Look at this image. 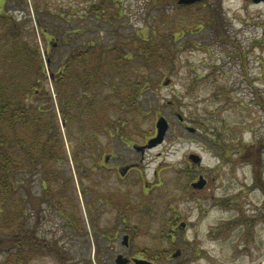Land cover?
Returning a JSON list of instances; mask_svg holds the SVG:
<instances>
[{
	"label": "rangeland",
	"instance_id": "374dc122",
	"mask_svg": "<svg viewBox=\"0 0 264 264\" xmlns=\"http://www.w3.org/2000/svg\"><path fill=\"white\" fill-rule=\"evenodd\" d=\"M3 4V11L26 20L31 40L35 31L44 60L53 44L42 35V26L48 20L56 33L58 15H65L67 24L86 15L92 27L86 39L75 42L79 46L90 37L128 41L139 33L149 35L153 27L164 34L174 22L186 31L175 43V66L152 73L158 83L142 100V116L130 115L131 141L101 136L109 148L105 156L112 157L108 164L103 156L100 171L77 174L71 143L65 140L69 167L56 182L60 188L68 182L65 198L71 196L69 211L80 227L44 203L40 220L32 211L29 221L30 226L38 221L41 238L57 242L68 264H115L118 254L154 264H264V0H203L193 9L180 8L177 0H0V11ZM95 4L102 5L106 18L89 16ZM208 5L222 10L226 41L198 24ZM72 44L69 38L56 49L63 55ZM160 117L169 130L162 144L149 148ZM199 121L223 126L231 150L244 145L240 154L224 157L209 133L189 132L188 127L200 128ZM193 154L202 158L201 165L190 160ZM126 167L132 170L121 175ZM200 175L207 185L192 188ZM42 183V175L32 182L36 197L43 194ZM124 235L130 237L129 248L122 245ZM180 250L184 256L173 259ZM57 260L47 251L31 264Z\"/></svg>",
	"mask_w": 264,
	"mask_h": 264
},
{
	"label": "trees",
	"instance_id": "16d2710c",
	"mask_svg": "<svg viewBox=\"0 0 264 264\" xmlns=\"http://www.w3.org/2000/svg\"><path fill=\"white\" fill-rule=\"evenodd\" d=\"M198 5L180 8L193 9ZM101 6H90L94 15L89 16L105 17ZM210 6L201 9L206 15L202 17L201 13L197 22L223 39L226 30L222 10ZM3 7L4 4L0 11L1 264H31L47 251L58 256V264H68L66 253L57 242L53 244L41 238L37 227L44 203L57 207L71 225H79L69 211L73 203L71 196L65 198L68 182L64 188L56 182L58 174L66 173L64 166L69 167L65 140L71 143L77 174L100 171V161L109 149L101 136L110 142L131 141L133 131L128 119L130 115L142 116V100L148 99L147 94L158 83L152 73L161 75L168 67L175 66V43L184 37L185 25L174 22L172 29L164 34L153 27L149 35L139 33L128 41L106 43L102 38L90 37L79 46L75 42L86 39L92 27L85 23L86 15L73 24L66 23L65 15H58L56 33L50 30L53 24L48 20L42 26V35L50 36L53 44L46 61L35 31L31 40L26 20L8 14ZM41 11L42 7L37 10ZM69 38L73 44L70 51L67 49L69 53L62 55V46L67 45ZM57 45L61 50L56 49ZM187 45L192 47L193 42ZM57 50L60 56L55 54ZM198 124L197 131L209 133L206 135L209 141L224 157L231 159L232 154L236 157L240 154L244 145L240 142L236 150H231L230 135L223 126L215 128L206 121ZM39 175H42L43 194L36 197L32 182ZM32 211L38 219L34 226L29 225ZM78 234L83 236V231Z\"/></svg>",
	"mask_w": 264,
	"mask_h": 264
},
{
	"label": "water",
	"instance_id": "95a60500",
	"mask_svg": "<svg viewBox=\"0 0 264 264\" xmlns=\"http://www.w3.org/2000/svg\"><path fill=\"white\" fill-rule=\"evenodd\" d=\"M203 0H178V4L179 5H191V4H195V3H199ZM256 1V0H255ZM168 84V81L165 82V85ZM179 119L182 121L183 118L180 116ZM156 129H157V136L156 138L152 139L149 145V148L155 147L157 145H160L164 142L165 136L169 130V122L167 121V119L165 117H160L156 123ZM188 130L190 132H194L193 128H188ZM142 147L141 150H143ZM190 160L197 165H201V161L202 158L199 155L193 154L190 157ZM108 160V158L106 159V161ZM133 167V166H132ZM131 167H126L123 171H121V175H124ZM207 185V180L204 178V176H200L199 180L197 182L192 183V187L194 189H198L201 190L203 188H205V186ZM123 245L124 246H128L129 245V236H125L123 239ZM179 253L174 254V258L177 257ZM153 264L152 262L148 261V260H144V259H137V258H133L128 259L126 257H124L122 254L118 255L115 259V264Z\"/></svg>",
	"mask_w": 264,
	"mask_h": 264
},
{
	"label": "flooded vegetation",
	"instance_id": "af4514ba",
	"mask_svg": "<svg viewBox=\"0 0 264 264\" xmlns=\"http://www.w3.org/2000/svg\"><path fill=\"white\" fill-rule=\"evenodd\" d=\"M112 160V157H109V159L107 160V161H105V163L106 164H108L110 161ZM136 168V167H135ZM129 173V171L127 172V173H125V174H128ZM115 239H117V235L114 237V240ZM113 240V239H112ZM111 240V241H112ZM124 246V245H123ZM125 248H127L126 246H124ZM129 248V247H128ZM186 252L184 251V250H180V252H179V257L178 258H180V257H183L184 256V254H185ZM119 255V254H118ZM131 258H134L133 256H131Z\"/></svg>",
	"mask_w": 264,
	"mask_h": 264
}]
</instances>
